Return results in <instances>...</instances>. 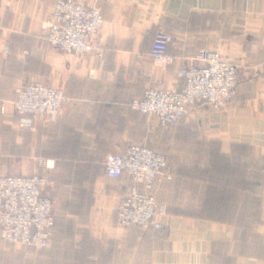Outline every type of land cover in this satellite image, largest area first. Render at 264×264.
<instances>
[{"label":"crops","instance_id":"obj_1","mask_svg":"<svg viewBox=\"0 0 264 264\" xmlns=\"http://www.w3.org/2000/svg\"><path fill=\"white\" fill-rule=\"evenodd\" d=\"M53 1L0 0V175L51 162L44 190L55 218L45 248L0 236V264H264V0H96L103 22L84 55L46 40ZM158 29L173 35L165 68L149 54ZM201 48L238 64L224 107L196 103L173 129L131 108L158 81L181 89L176 71L200 65ZM33 81L67 98L55 121L22 127L14 89ZM191 136L213 147L179 144ZM132 143L161 145L175 172L154 181L165 209L157 230L115 221L118 199L144 187L107 176L103 161Z\"/></svg>","mask_w":264,"mask_h":264},{"label":"built area","instance_id":"obj_2","mask_svg":"<svg viewBox=\"0 0 264 264\" xmlns=\"http://www.w3.org/2000/svg\"><path fill=\"white\" fill-rule=\"evenodd\" d=\"M103 17L96 0H54L49 19L43 25L48 43L55 49L84 55L94 47ZM173 39L171 32L158 29L150 48L154 65L165 68L175 61L168 52ZM102 57L103 49L97 48ZM201 64H189L177 69L183 80L181 89L165 88L162 82L147 87L141 97L131 100L136 112L155 115L164 127L174 125L196 103L213 108L224 107L232 98L238 64L217 49L201 48L195 55ZM12 101L14 111L23 116L22 127L36 122H52L61 113L66 101L64 91L43 82L16 85ZM44 164V165H43ZM40 166H52L40 161ZM104 173L109 177L126 175L143 190L131 186L117 207V223L124 227L160 229L164 227L165 209L157 203L152 191L155 177L165 174L168 161L160 151L132 143L119 153L105 156ZM166 177L171 179V173ZM47 178L43 174L0 175V236L11 243L48 247L55 225L53 202L43 193Z\"/></svg>","mask_w":264,"mask_h":264},{"label":"rangeland","instance_id":"obj_3","mask_svg":"<svg viewBox=\"0 0 264 264\" xmlns=\"http://www.w3.org/2000/svg\"><path fill=\"white\" fill-rule=\"evenodd\" d=\"M54 2V1H53ZM52 6H53V4H52ZM49 19V18H48ZM47 19V20H48ZM43 32H44V29H43ZM33 82H41V81H33ZM30 83V82H29ZM43 83H46V82H43ZM48 84V83H47ZM50 85H52V84H50ZM53 86H55V85H53ZM55 87H59V88H61L60 86H55ZM166 88V87H165ZM62 89V88H61ZM63 90V89H62ZM64 91V90H63ZM14 99V98H13ZM13 101V100H12ZM192 107V106H191ZM190 108V107H189ZM189 108H188V110H189ZM188 110H187V112H188ZM55 121V120H54ZM179 122V121H178ZM177 122V123H178ZM177 123H175V124H177ZM174 124V125H175ZM174 125H172V126H170V127H168V129H173V127H175ZM179 144L181 145V144H183V142L185 141V142H187V143H190L191 145H195L196 147H201V149L202 150H205V151H210V149L213 147L211 144H209V143H207V142H204V140L203 139H201V138H197V137H193V136H191V137H189V138H187V139H182V138H180L179 139ZM184 144H186V143H184ZM142 145H145V144H142ZM145 146H147V145H145ZM149 147V146H148ZM151 148H154V149H156V150H158V151H160L161 153H163V154H165L166 155V157H167V161H168V153H167V151L165 150V149H163L162 147H161V145H158V144H153V147L151 146ZM109 154V153H108ZM210 156V155H209ZM196 158H197V156H196ZM211 158V157H210ZM211 162H214L213 161V159L211 160ZM44 165V164H43ZM53 165V164H52ZM48 169H51L50 168V166H38L37 165V168L36 169H34L32 172H30V173H26V174H13V173H10V174H13V175H31V174H35V173H37V174H43L46 178H47V183H48ZM223 172V171H222ZM171 173V176L173 177V175L175 174V172H169L168 171V168L165 170V174H161V175H158V176H164V178H166V179H168L167 177H166V175L167 174H170ZM4 175H6V174H4ZM157 176V177H158ZM215 176V175H214ZM216 176H220L219 175V173L218 172H216ZM157 177H155V179L157 178ZM155 179H154V181H155ZM153 181V186H152V191H153V193L155 194V190H154V188H155V182ZM46 183V184H47ZM46 186V185H45ZM44 186V187H45ZM129 190V189H128ZM128 190H127V192H128ZM43 193L45 194V195H47V196H49L50 197V195L44 190V188H43ZM127 192H125L119 199H118V201H117V207H118V204H119V202L121 201V199L127 194ZM156 196V195H155ZM51 198V197H50ZM52 200V199H51ZM117 207H116V213H117ZM115 221H116V223H117V220H116V215H115ZM118 224V223H117ZM119 225V224H118ZM119 226H121V225H119ZM122 227H124V226H122ZM9 242V241H8ZM22 245V244H21ZM114 264H116V263H114Z\"/></svg>","mask_w":264,"mask_h":264},{"label":"trees","instance_id":"obj_4","mask_svg":"<svg viewBox=\"0 0 264 264\" xmlns=\"http://www.w3.org/2000/svg\"><path fill=\"white\" fill-rule=\"evenodd\" d=\"M58 118V117H57ZM56 118V119H57ZM172 126V125H171ZM161 127H163V128H168V127H170V126H168V127H164V126H161ZM145 229V228H144ZM149 230H157V229H149Z\"/></svg>","mask_w":264,"mask_h":264}]
</instances>
